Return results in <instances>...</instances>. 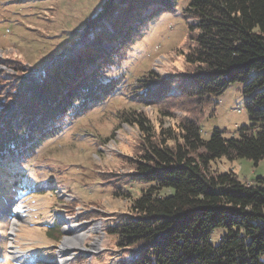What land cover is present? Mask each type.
I'll return each instance as SVG.
<instances>
[{
    "label": "trees",
    "instance_id": "trees-1",
    "mask_svg": "<svg viewBox=\"0 0 264 264\" xmlns=\"http://www.w3.org/2000/svg\"><path fill=\"white\" fill-rule=\"evenodd\" d=\"M178 1L103 0L59 63L51 60L48 69L35 72L22 91L11 85L9 100L0 96V157L43 136L33 132L55 131L76 109L83 113L108 97L116 82L104 79L102 69L118 63L113 58L134 41L147 19L144 10L151 4L171 10ZM183 2L193 21L184 56L193 71L180 79L182 86L207 99L242 83L249 124L229 136L214 129L203 139L194 119L155 128L139 112L123 113L142 135L133 180L143 187L108 227L125 253L117 264H264V176L248 185L233 170L210 169L216 159L245 158L253 166L264 159V0ZM146 77L139 88L144 99L164 91L166 82ZM16 119L27 132L17 133ZM218 228L223 233L214 242Z\"/></svg>",
    "mask_w": 264,
    "mask_h": 264
},
{
    "label": "rangeland",
    "instance_id": "rangeland-1",
    "mask_svg": "<svg viewBox=\"0 0 264 264\" xmlns=\"http://www.w3.org/2000/svg\"><path fill=\"white\" fill-rule=\"evenodd\" d=\"M102 1L0 0V96L9 100L11 85L22 91L35 72L48 69L51 60L59 63V55L76 43ZM183 4L179 0L171 10L151 4L144 10L147 19L134 41L113 58L118 63L107 62L102 69L104 79L116 82L108 97L83 113L76 109L55 131L33 132L43 136L0 157V264H62L67 255L71 259L65 264H117L125 255L108 227L127 212L143 184L133 180L142 135L136 125L124 121L123 113L139 112L155 128H176L180 121L194 119L203 139L214 129L229 136L249 124L242 83H232L207 99L188 95L182 86L180 79L193 71L184 57L193 21L184 14ZM146 75L166 82L164 91L144 99L139 88ZM13 101L3 109L4 119ZM17 121V133L27 132ZM210 169L233 170L250 185L264 176V159L257 166L245 158L216 159ZM22 183L28 186L19 195ZM12 203L24 206L23 219L14 217L18 207ZM75 233L81 235L75 238L80 247L62 248L64 238ZM222 233L218 228L212 240Z\"/></svg>",
    "mask_w": 264,
    "mask_h": 264
},
{
    "label": "bare ground",
    "instance_id": "bare-ground-1",
    "mask_svg": "<svg viewBox=\"0 0 264 264\" xmlns=\"http://www.w3.org/2000/svg\"><path fill=\"white\" fill-rule=\"evenodd\" d=\"M18 208L17 209H14V217L17 219V220H21V219H23V214H24V206H22V205H19L18 204V206H17ZM12 224L13 225H17V224H19L18 223V221H12ZM81 237V235L80 234H74L73 236H71V237H65L64 238V240L62 241V243H61V247L62 248H67V247H71V246H74V245H77L78 247H80V243H79V241H80V238ZM75 238H80L78 241H76L75 240ZM73 240H75L76 242H77V244H75L74 243V241ZM74 243V244H73ZM98 245V243L96 242L95 244H93L90 248L91 249H93V248H95L96 246ZM17 254H15V258H17V257H19V256H17ZM65 258H63L62 260H61V263L62 264H65L66 263V261H68V260H70L71 259V257L69 256V255H67V256H64ZM20 258V257H19ZM19 258H17V259H19Z\"/></svg>",
    "mask_w": 264,
    "mask_h": 264
},
{
    "label": "built area",
    "instance_id": "built-area-1",
    "mask_svg": "<svg viewBox=\"0 0 264 264\" xmlns=\"http://www.w3.org/2000/svg\"><path fill=\"white\" fill-rule=\"evenodd\" d=\"M238 112H239V110H238Z\"/></svg>",
    "mask_w": 264,
    "mask_h": 264
}]
</instances>
